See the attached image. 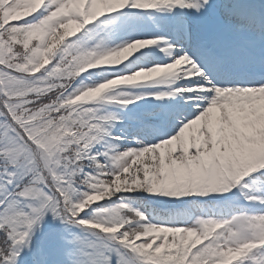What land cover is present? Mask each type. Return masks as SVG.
<instances>
[{
  "label": "snow or ice",
  "instance_id": "obj_1",
  "mask_svg": "<svg viewBox=\"0 0 264 264\" xmlns=\"http://www.w3.org/2000/svg\"><path fill=\"white\" fill-rule=\"evenodd\" d=\"M0 264H264V3L0 0Z\"/></svg>",
  "mask_w": 264,
  "mask_h": 264
},
{
  "label": "rangeland",
  "instance_id": "obj_2",
  "mask_svg": "<svg viewBox=\"0 0 264 264\" xmlns=\"http://www.w3.org/2000/svg\"><path fill=\"white\" fill-rule=\"evenodd\" d=\"M257 2L259 3H264V0H257ZM129 12H135L138 14H142L143 15V11L142 10H135V9H124L121 10L120 13L117 14H112V15H120L121 18H124V14L125 13H129ZM111 16H105V17H101L100 20H105V19H110ZM214 14L210 13L209 16L207 18H193V17H187V22L189 25V29L190 31H192L193 33H198L201 32L203 30H205L208 26V24L214 20ZM144 23L146 25V28L143 32H136V33H132L131 35L133 36V38L136 35H143L146 32H156L159 29H163L164 32L171 36L174 29H176L178 27V25L171 19L170 16H168V14L166 13H160V12H156V11H152L151 16H144ZM159 26V27H158ZM89 27L93 28L94 31L96 33H99L100 36L105 35L104 32V25L102 23H100L99 21L96 22L95 24L89 25ZM127 36V34L122 35L121 37H119V39H123ZM119 39L113 37L111 40H109V43H118ZM95 41H90L89 43H94ZM164 42H160L161 45H163ZM141 51H146L149 52V55H146L144 57L140 58V63L141 64H154V63H162L166 60L165 54L160 51L158 48H156L155 45L152 46H146V49L141 50ZM84 75H88L87 73H85ZM93 79H97V77H93ZM179 83V82H178ZM147 87H151V86H139L137 89H135L136 91H142ZM179 97H176V100H179ZM142 101H137V105L141 104ZM134 108L133 105H129L127 109L124 110V112H127L129 110H132ZM116 111H120L119 108L115 109ZM139 109H137L138 111ZM121 125H117V129L120 128ZM116 131V130H114ZM117 135H120L122 133H120L119 131H117L116 133ZM127 135L130 137L132 135L131 132V128L128 129L127 131ZM156 207V206H154ZM49 221L51 220V217L48 218Z\"/></svg>",
  "mask_w": 264,
  "mask_h": 264
}]
</instances>
